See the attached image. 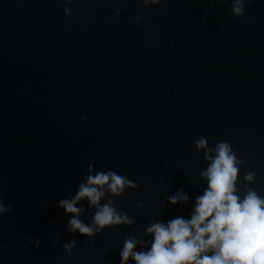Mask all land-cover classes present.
<instances>
[{
    "label": "water",
    "instance_id": "obj_1",
    "mask_svg": "<svg viewBox=\"0 0 264 264\" xmlns=\"http://www.w3.org/2000/svg\"><path fill=\"white\" fill-rule=\"evenodd\" d=\"M229 4L72 0L66 16L65 0H0V202L11 206L0 264H118L124 238H143L149 219L190 211L160 202L180 187L190 201L202 191L201 136L228 141L246 161L240 187L254 171L264 190V0L240 16ZM89 163L139 185L113 198L131 226L65 231L56 202Z\"/></svg>",
    "mask_w": 264,
    "mask_h": 264
},
{
    "label": "clouds",
    "instance_id": "obj_2",
    "mask_svg": "<svg viewBox=\"0 0 264 264\" xmlns=\"http://www.w3.org/2000/svg\"><path fill=\"white\" fill-rule=\"evenodd\" d=\"M142 2L148 6L159 4L160 0ZM246 2L248 0H230L231 14L242 15ZM71 3L72 0H65L63 13L66 16L72 15L68 6ZM120 11V8L115 9L116 14ZM134 19L139 21L140 14ZM193 144L198 152L203 151L206 167L199 176L205 186L191 201L180 187L160 202L161 209L182 208L191 203L190 211L168 220L149 219L143 238H124L118 264H264V190L252 187L255 172H244L241 188L239 172L246 161L237 157L228 141H218L211 147L207 138L201 136L194 139ZM138 187L126 175L104 170L103 166L94 170V165L89 163L75 191L56 202L67 216L65 231L92 238L105 228L131 226L134 217L117 209L113 198ZM142 207V202L136 203L137 209ZM10 208L0 202V215L8 213ZM82 213L90 216L87 223L81 220ZM29 243L39 247L40 239L30 237ZM76 244L75 239L63 243L64 254L71 255Z\"/></svg>",
    "mask_w": 264,
    "mask_h": 264
}]
</instances>
